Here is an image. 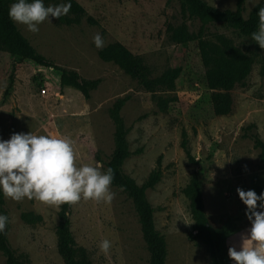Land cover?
Wrapping results in <instances>:
<instances>
[{
    "label": "rangeland",
    "instance_id": "obj_1",
    "mask_svg": "<svg viewBox=\"0 0 264 264\" xmlns=\"http://www.w3.org/2000/svg\"><path fill=\"white\" fill-rule=\"evenodd\" d=\"M74 1L85 11L79 25L68 26L67 15L41 23L35 34L26 26L14 24L36 53L82 79L100 80L98 88L85 100L76 90L61 87L51 70L25 63L17 66L13 90L2 105L11 57L0 51V139L29 132L64 137L72 142L78 166L105 163L115 149L109 110L117 101L126 100L120 111L127 130V158L121 170L138 186L159 170L156 184L145 191V197L154 210L155 229L166 243V264H210L204 248L192 241L193 223L188 202L182 195L193 172L202 184L210 227L214 231L230 230L221 247L227 263L234 264L228 250L234 247L239 251L247 246L251 228L237 189L254 191L264 185L259 151L242 132L254 124L264 142V76L260 74L263 57L257 52L244 85L231 91V112L217 117L211 109L210 91L196 43L176 45L166 31L168 26L178 27L183 22L192 34L201 27L197 19H183L180 2ZM202 1L220 11L234 10L236 3V0ZM261 1L246 0L244 18ZM61 3L65 1L57 0L50 6ZM86 18H92L97 25L87 24ZM206 29L209 38L226 36L240 48H246L247 44L224 26L210 24ZM97 33L104 39L103 48L113 43L123 45L143 61L152 77L169 69H180L174 90L156 95L167 100L164 113L136 81L116 65L99 59L100 49L93 43ZM182 131L191 155L198 160L195 166L188 163L180 147ZM111 190L116 193L111 204L81 199L72 205L70 231L75 243L92 264H148L149 255L132 203L120 190L112 186ZM4 201L7 239L14 254L28 258L30 264H63L56 248L60 207L27 198L17 202L4 196ZM21 212L39 215L42 223L33 227L23 224ZM104 239L113 245L107 255L99 248ZM0 264H5L1 254Z\"/></svg>",
    "mask_w": 264,
    "mask_h": 264
},
{
    "label": "trees",
    "instance_id": "obj_2",
    "mask_svg": "<svg viewBox=\"0 0 264 264\" xmlns=\"http://www.w3.org/2000/svg\"><path fill=\"white\" fill-rule=\"evenodd\" d=\"M56 1L43 0V3L47 7L55 4ZM64 1L65 3L69 2V0ZM168 1L180 2L183 19H197L201 23L196 34L189 33L184 22L178 27L168 26L166 31L170 41L176 45L189 42L196 43L205 70L206 86L210 91L213 115L217 117L228 115L232 108L230 93L236 86L244 85L256 62L257 52L263 57L260 74L264 76V49L251 39V34L258 31L261 22L260 11L264 9V0L256 4L246 18L243 16L246 0H236L234 10L223 11L208 6L202 0ZM15 2L16 0H0V51L7 52L11 57L8 66L7 86L3 91L1 104H5L11 95L17 66L25 63L51 70L61 87H70L85 100H89L90 94L98 88L100 80L82 79L76 73L69 72L36 53L9 18V8ZM70 2L72 7L67 14L66 23L68 26L79 25L81 20L85 18V11L74 0H70ZM86 22L91 26L97 25L92 18H86ZM210 24H219L230 29L238 39L247 44L246 48H240L234 39L226 36L216 35L209 38L206 28ZM251 47L253 48L252 51L250 50ZM98 57L102 62L116 65L126 76L136 81L146 93L151 94L156 108L160 112L164 113L167 110V100L156 95L174 90L175 82L180 75L179 68L169 69L158 77H152L150 69L143 61L119 43H113L100 49ZM125 101H117L109 110V117L114 126L113 142L115 149L107 162L103 163L104 169L111 167L114 170L115 177L111 186L118 190L122 187L123 190L120 191L132 203L140 226L141 237L149 255L148 264H166V243L163 236L155 229L154 210L145 197V191L156 184L159 170L156 176H150L142 186L136 185L121 170L122 164L127 158V130L120 116ZM242 132L243 136L249 139L253 147L259 151L260 170L264 171V142L257 133L256 126L250 124L243 128ZM180 147L188 163L197 165L198 160L190 153L184 131L181 132ZM157 166H160V159ZM254 191L259 196L264 192V185L263 187H256ZM182 195L188 202L189 214L193 223L192 241L204 248L210 264H229L221 247V242L230 230L224 228L220 231H214L210 227L204 209L202 184L196 172L190 175L187 185L182 190ZM71 207L69 205L60 206L56 227L57 253L63 264H92L86 252L76 245L70 231ZM0 214H7L2 193H0ZM19 218L27 226L33 227L42 223V218L33 212H21ZM0 254L4 258L5 264H30L28 258L17 256L11 250L7 239V226L4 234H0Z\"/></svg>",
    "mask_w": 264,
    "mask_h": 264
},
{
    "label": "clouds",
    "instance_id": "obj_3",
    "mask_svg": "<svg viewBox=\"0 0 264 264\" xmlns=\"http://www.w3.org/2000/svg\"><path fill=\"white\" fill-rule=\"evenodd\" d=\"M71 2L45 6L43 0H16L8 11L9 18L35 34L39 25L59 19L71 10ZM261 22L251 39L264 49V9ZM97 49L104 47V39L97 33L93 37ZM97 161L94 166L76 164L72 142L68 138L35 135L31 132L15 133L8 140L0 139V193L14 201L35 199L49 206L76 205L81 199L111 204L116 193L111 190L115 173L111 167L104 169ZM122 191L123 188L121 187ZM241 202L246 206V217L251 222L250 233L237 251L228 250L234 264H264V192L237 189ZM259 202V207H258ZM8 217L0 214V234H4ZM112 242L104 239L100 251L109 254Z\"/></svg>",
    "mask_w": 264,
    "mask_h": 264
}]
</instances>
